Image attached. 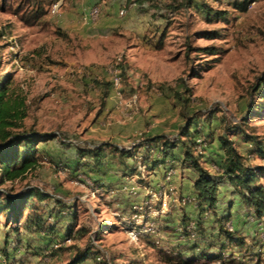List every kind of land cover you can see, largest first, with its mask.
<instances>
[{
  "label": "rangeland",
  "instance_id": "rangeland-1",
  "mask_svg": "<svg viewBox=\"0 0 264 264\" xmlns=\"http://www.w3.org/2000/svg\"><path fill=\"white\" fill-rule=\"evenodd\" d=\"M37 4L47 14L29 26ZM262 78L264 0H0V82L25 113L12 131L56 137L19 179L2 184L0 170V191L55 197L37 205L54 234L0 217V264H73L87 249L85 264H264V218L230 184L220 144L264 169ZM100 146L102 166L82 154ZM186 147L219 183L216 209L199 207Z\"/></svg>",
  "mask_w": 264,
  "mask_h": 264
},
{
  "label": "trees",
  "instance_id": "trees-1",
  "mask_svg": "<svg viewBox=\"0 0 264 264\" xmlns=\"http://www.w3.org/2000/svg\"><path fill=\"white\" fill-rule=\"evenodd\" d=\"M140 1V0H136ZM179 0H176L178 2ZM194 0H183L185 6H192ZM249 2H244L238 7L241 12L248 10ZM208 16H212L211 9H206ZM46 11L42 4H37L31 15L27 19V24L33 26L38 23L44 16ZM217 17H222L221 13H214ZM215 55V54H212ZM264 86V78L261 79L257 91L259 92ZM23 103L12 101L8 95V85L5 82H0V166H1V183L7 181H15L35 168L39 162L38 145L43 142L55 140L56 137L39 133H19L15 134L12 130L18 128L17 121L25 117L22 110ZM183 133L188 137L192 136L189 129H184ZM247 140H254L246 137ZM162 137H155L148 141L149 150L151 146H155ZM257 152L264 157V147L259 141H255ZM197 146V142L193 141ZM220 144L225 153V160L222 165V170L227 175L230 184L237 190L244 204L254 209L256 216L260 219L264 218V186L260 184L263 178L264 169H250L244 163V157L234 147L233 143L224 137L220 138ZM173 145L170 143L162 144L163 154L169 157L170 148ZM185 160L191 165L198 177L195 181V190L198 197V204L201 209H216L218 204L219 183L213 178L208 170L204 169L199 161L195 158L189 147H186ZM123 159L132 156V152H124L115 149ZM90 155L97 163L102 166L105 157V147L82 153ZM55 197L46 193L40 188L34 187L27 189L21 193L10 195L4 191H0V217L6 215V220L10 224H14V230L18 232V225H22L25 220V227L29 230H38L43 232L55 233V227L47 223L49 219L46 217L45 211H40L37 206L49 201L55 200ZM60 202V201H57ZM27 214L26 217L25 214ZM49 226V227H48ZM221 227H224L221 225ZM223 229V228H222ZM228 232V231H227ZM92 257V252L87 249L84 253L78 251L73 264H85ZM171 262L178 264H195L197 259L184 260L182 257H168ZM209 262V261H208Z\"/></svg>",
  "mask_w": 264,
  "mask_h": 264
},
{
  "label": "built area",
  "instance_id": "built-area-1",
  "mask_svg": "<svg viewBox=\"0 0 264 264\" xmlns=\"http://www.w3.org/2000/svg\"><path fill=\"white\" fill-rule=\"evenodd\" d=\"M60 6H61V3L60 2L53 3L51 5L52 12L53 13L58 12L59 9H60ZM97 14H98V11L96 9H93V10H91L89 12L88 15H89L90 18H95L97 16ZM116 84L118 85L119 84V81H116ZM138 235H139V233H137L134 229H132V230L129 231V237L131 239H133V240H136L138 238Z\"/></svg>",
  "mask_w": 264,
  "mask_h": 264
}]
</instances>
